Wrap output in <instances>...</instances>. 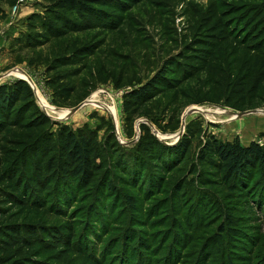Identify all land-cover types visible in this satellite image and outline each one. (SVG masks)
<instances>
[{
	"label": "rangeland",
	"instance_id": "374dc122",
	"mask_svg": "<svg viewBox=\"0 0 264 264\" xmlns=\"http://www.w3.org/2000/svg\"><path fill=\"white\" fill-rule=\"evenodd\" d=\"M250 1L252 0H138L135 6L125 12L121 23L114 29L70 32L57 39H47L35 47H22L15 40H21L27 34L25 25L29 16L42 14L40 1L30 0L17 14L12 12V7L2 4L0 76L3 77L0 78V83L29 79L30 85L34 86L38 107L50 114L56 123L67 124L73 130L96 132L97 145H102V148L105 142L112 143L109 126L113 125L120 144L131 150L140 138L139 124L152 122L144 116L138 117L135 121V135L132 139L128 138L131 125L127 119L129 115L123 107L125 94L149 82L170 59L178 57L190 47L192 53L203 56L205 47L201 42L214 40L221 25L241 18ZM67 55L75 57V61L70 62L71 65L64 71H72L69 76L77 95L69 106H59L54 103L53 90L47 83L48 66L57 58ZM181 64L189 67L193 65L187 59L181 61ZM176 68L179 69V66ZM99 69L101 76L109 78V81L98 85L83 100L85 103L77 112L71 116L65 115V111H70L79 104L76 98L85 94L100 77ZM167 72L171 78L177 73L176 70L174 72L169 69ZM20 73L26 76L23 77ZM58 73H63V69H54L52 75ZM185 86L186 84L182 85L178 93H183ZM177 96L174 91L160 93L149 103L148 110L157 119L167 120L171 117L175 122L180 118L181 126L183 122L185 125L183 134L187 130L196 132L191 153L175 168L163 171L159 169V180L151 191H146L145 188L136 191L130 185H118L116 172L113 170L107 176V169L102 168L95 173L88 187L66 192L74 197L67 208L69 222L75 220L72 223L76 232L73 242L86 236L88 228L93 226L89 222L91 220L96 225L95 231L100 235L91 237L97 250L109 249L113 243H122L124 238L129 240L127 236H133L130 243L133 242L134 247H139L141 241L144 245L152 243L158 246L157 250L162 249L164 253L155 255L151 262L156 264L157 259L162 260L163 264L171 258L168 257L173 241L171 236L178 235L177 238L185 244L177 250L179 252L181 248L178 264H196L200 260V264H228L229 261L232 264H259L264 258V200H257L260 187L250 189L253 200L233 194L221 186L222 176L211 173L212 169L209 167H201L196 156L199 147L211 136L224 142L238 139L243 145L252 141L263 144L264 106L257 108L255 112L243 111L245 113L239 116L237 114L240 111L223 104H189L181 96ZM91 100L97 101V104H91ZM105 105L114 108L116 116ZM12 129L13 127H9L0 131V156L11 148ZM180 131L181 127L171 133L159 131V136L169 137L165 140L172 144L182 137L181 135L178 139L176 136ZM111 147L117 148L114 144ZM119 150L114 151L118 159L125 151ZM102 154L105 155L103 162L107 166L111 153L102 150ZM100 161L102 159L98 162ZM105 176L108 177L107 180L113 181L114 190L104 194L106 199L103 200L108 205L103 204L106 206L103 211V205L97 206L95 199ZM144 176L147 177L145 174ZM208 178L214 181L203 185L202 182ZM178 185H182L181 192L176 191ZM42 195L47 204L53 203L54 192ZM125 196L135 199V209ZM91 208L98 213L93 211L90 214ZM229 216L235 221V237L220 229L226 226ZM8 220L11 218L8 219L5 214L0 218V224ZM53 220L60 221V226L67 222L59 217H54ZM56 250L45 253L41 250L36 254L33 249L22 247L17 255L19 258H37L42 263L84 264V260L75 254ZM52 253L55 255L52 256ZM166 256L167 261H164ZM106 263L115 264L110 263V259Z\"/></svg>",
	"mask_w": 264,
	"mask_h": 264
},
{
	"label": "trees",
	"instance_id": "16d2710c",
	"mask_svg": "<svg viewBox=\"0 0 264 264\" xmlns=\"http://www.w3.org/2000/svg\"><path fill=\"white\" fill-rule=\"evenodd\" d=\"M17 1L0 0V14L3 12L2 4L12 7ZM39 1L43 8L42 14L29 16L25 25L27 34L21 40H15L22 47H35L47 39H57L70 32L114 29L121 23L125 12L138 3V0ZM250 3L241 18L220 26L214 40L201 42L205 47L203 56L192 53L190 47L178 57L170 59L149 82L125 94L123 107L131 125L128 138L134 137L135 121L140 116L151 120L162 133L180 129V118L175 122L171 117L168 121L157 119L148 110L149 103L160 93L174 91L189 104H223L240 112L264 106V0H252ZM74 59L67 55L57 58L48 66L47 83L53 90L54 103L59 106H69L77 95L69 76L72 71H64ZM184 59L193 65L189 67L181 64ZM56 68L63 69V73L52 75ZM167 69L176 70L177 73L171 78ZM98 72L100 77L85 94L76 98L78 103L86 99L98 85L109 81V78L101 76L100 69ZM185 84L183 93H178V89ZM9 127H13L11 148L0 156V218L7 214L11 220L0 224V264H54L42 263L37 258H19L17 254L22 247L33 249L36 254L41 250L43 253L54 249H57L56 252L65 251L82 258L84 264H107L109 259L110 263L115 264H153L151 260L154 256L164 253L152 243L144 245L140 241L139 247H134L133 242L130 243L133 236L126 234L129 240L124 238L122 243H113L109 249L97 250L91 237L100 235L91 220L89 222L93 226L88 228L86 236L73 242L76 232L72 223L75 220L69 222L67 208L74 197L66 192L88 187L95 173L102 168L107 169V176L113 170L116 172L118 185H130L136 191L143 188L151 191L159 180L160 170L175 168L191 153L196 132L187 130L176 143L167 144L153 133L147 123L142 122L139 124L141 134L138 142L134 143L131 150H127L118 141L115 128L111 125L112 143L105 142L102 148V145H97L96 132L73 130L67 124L56 123L39 108L34 89L25 79L0 83V131ZM112 144L117 148L111 149ZM121 149L125 150L124 156L118 159L114 151L121 152ZM102 150L111 153L107 166L103 162L105 155ZM100 159L102 161L98 162ZM123 161L128 164L125 165ZM196 161L201 167L212 169L211 173L222 176L221 186L229 192L253 200L250 189L256 186L261 189L257 200H264V143L252 141L243 145L238 139L224 142L212 136L207 137L198 149ZM107 176L97 189L95 204L100 207L108 205L103 200L106 199L104 194L114 190V183L107 180ZM208 181L212 183L214 180L208 178L202 182L203 185ZM181 186H177V192L182 191ZM50 191L54 192V200L52 204H47L42 194ZM125 198L135 209V199L131 196ZM93 211L91 208L90 214ZM94 212L98 213L97 210ZM54 217L67 222H62L60 226V221L53 220ZM227 221L226 226L220 229L235 237L234 218L229 216ZM177 236H171L173 241L168 251V257L171 258L163 264H178L181 248L185 244ZM179 247L180 251L177 252ZM166 258L164 261H167ZM200 263L201 260L196 262ZM156 264H162V260L156 259ZM228 264L232 263L229 261ZM259 264H264V258Z\"/></svg>",
	"mask_w": 264,
	"mask_h": 264
},
{
	"label": "water",
	"instance_id": "95a60500",
	"mask_svg": "<svg viewBox=\"0 0 264 264\" xmlns=\"http://www.w3.org/2000/svg\"><path fill=\"white\" fill-rule=\"evenodd\" d=\"M6 75H8V74H6ZM5 75V76H6ZM3 77V75L2 76H0V78H2ZM23 79H25V78H23ZM25 80H27V81H29L30 82V80L29 79H25ZM33 88H34V86H32ZM84 101H83V103L81 102V103H79L77 106H74L70 111H69V114H68V116H71V115H73L75 112H77L83 105H84ZM254 112L256 111V109L255 110H253ZM245 112H238V114L237 115H243ZM48 115H50V114H48ZM53 118V117H52ZM147 124H149L150 126H151V128H152V130H153V133L157 136V137H159L160 138V136H159V130L155 127V125L153 124V123H148L147 122ZM184 127H185V125H184V122H183V125L181 126V131L176 135L177 137H178V139L180 138V136L181 135H183V131H184ZM140 130V129H139ZM161 140H163L165 143H167V144H169L168 142H167V140H165V139H169V137L168 138H165V139H162V138H160ZM177 142V141H176ZM176 142H174V143H176ZM174 143H172V144H174Z\"/></svg>",
	"mask_w": 264,
	"mask_h": 264
},
{
	"label": "built area",
	"instance_id": "2783aa9c",
	"mask_svg": "<svg viewBox=\"0 0 264 264\" xmlns=\"http://www.w3.org/2000/svg\"><path fill=\"white\" fill-rule=\"evenodd\" d=\"M30 0H18L17 3L12 6V12L14 14L19 13V11L21 10L22 6L29 3Z\"/></svg>",
	"mask_w": 264,
	"mask_h": 264
},
{
	"label": "bare ground",
	"instance_id": "6f19581e",
	"mask_svg": "<svg viewBox=\"0 0 264 264\" xmlns=\"http://www.w3.org/2000/svg\"><path fill=\"white\" fill-rule=\"evenodd\" d=\"M20 75H22L23 77H25L26 75L24 74V73H20ZM91 104H97V101H95V100H91V101H89ZM105 107L106 108H108V109H110V111L115 115V113H116V111H115V109L114 108H111L110 106H106L105 105ZM201 111V110H200ZM69 114V110L68 111H65V115H68ZM116 116V115H115ZM235 117H237V116H235ZM165 138H168V137H163L162 139H165Z\"/></svg>",
	"mask_w": 264,
	"mask_h": 264
}]
</instances>
